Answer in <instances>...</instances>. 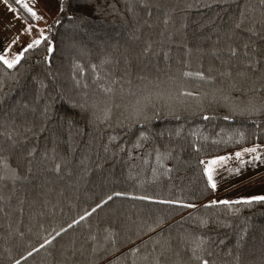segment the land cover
<instances>
[{
	"label": "trees",
	"instance_id": "obj_1",
	"mask_svg": "<svg viewBox=\"0 0 264 264\" xmlns=\"http://www.w3.org/2000/svg\"><path fill=\"white\" fill-rule=\"evenodd\" d=\"M58 4L0 61V264H264V201L204 166L264 145V3Z\"/></svg>",
	"mask_w": 264,
	"mask_h": 264
},
{
	"label": "rangeland",
	"instance_id": "obj_2",
	"mask_svg": "<svg viewBox=\"0 0 264 264\" xmlns=\"http://www.w3.org/2000/svg\"><path fill=\"white\" fill-rule=\"evenodd\" d=\"M61 0H39L36 2L35 12L42 17L36 24L31 25L6 1L0 0V55L5 56L9 61H12L17 56H21L23 50L28 44L35 40H40L46 34V29L52 21H54L59 12V4ZM18 37V39H17ZM15 41V42H14ZM250 149H256L254 152H249L250 156H257L258 152H264V145H254L249 147ZM262 150V151H261ZM218 157V156H216ZM207 158L205 163L209 160ZM220 157L217 158L219 160ZM226 158L222 161L224 166L219 172L223 171V176L218 175L216 183L218 185L224 184L229 178L235 176V167L230 165V162ZM214 160H216L214 158ZM207 171H211L212 179L215 169L212 165H206ZM262 181L249 184L241 188L239 191L225 195L218 199L222 200H236L247 199L251 196H245L250 194L257 186L262 185ZM260 195V194H259Z\"/></svg>",
	"mask_w": 264,
	"mask_h": 264
},
{
	"label": "crops",
	"instance_id": "obj_3",
	"mask_svg": "<svg viewBox=\"0 0 264 264\" xmlns=\"http://www.w3.org/2000/svg\"><path fill=\"white\" fill-rule=\"evenodd\" d=\"M245 149H250V148H245ZM245 149L218 156V157L229 158L228 160L230 162V165L232 164L236 168L234 171L236 173L235 176L229 178L224 184L221 185H218L216 183L217 181L216 178L218 177V175L223 176V171L219 172V170L224 167L221 163L225 159L217 160L218 157H212L211 158L212 160H209L207 163L204 162V166L206 170H207L206 165H212L215 168L213 169L215 170L213 180L216 183V187L214 188L216 190L215 198L220 199L225 195L239 191L244 186L255 183L257 181H262L263 184L257 186L250 194L245 195L251 197H248L247 199H236L230 201L248 200L252 197L264 196V152H258L257 156L256 155L250 156V153L248 151H245ZM236 153H241V155L237 157ZM214 158L216 160H214ZM213 161L216 162L213 163ZM237 169L239 171H237ZM208 177H209V173H208ZM222 201H227V200H222Z\"/></svg>",
	"mask_w": 264,
	"mask_h": 264
},
{
	"label": "snow or ice",
	"instance_id": "obj_4",
	"mask_svg": "<svg viewBox=\"0 0 264 264\" xmlns=\"http://www.w3.org/2000/svg\"><path fill=\"white\" fill-rule=\"evenodd\" d=\"M17 2L19 3L20 2V0H17ZM261 2L262 3H264V0H261ZM25 7H28L27 6V4H25ZM28 11L29 12H31V14L33 15V16H36V13L31 9V8H28ZM37 19H39L40 17H36ZM17 39H18V37H17ZM15 42V41H14ZM40 43V41L39 40H35V41H33L32 43H30V44H28L27 45V48L25 49V51H27V49H29V48H32L35 44H39ZM19 59H20V56H17L15 59H13L12 61H9L5 56H3V55H0V61H3V63L4 64H6L7 65V67H9V68H12L16 63H18L19 62ZM256 149H245V151H249V152H254ZM241 155V153H236V156L237 157H239ZM220 160H224V159H226L225 157H220L219 158ZM216 161H213V163H215ZM237 171H239L238 169H237ZM209 181H211V186L213 187V188H215L216 187V183H215V181L212 179V175H211V171H209ZM254 200H258V201H264V196H257V197H252V198H250V199H248V200H244L243 201V203H251L252 201H254ZM240 201H237V203H239ZM212 203H216V201H213ZM220 203H224V204H229V203H231L230 201H221ZM189 206H191V205H189Z\"/></svg>",
	"mask_w": 264,
	"mask_h": 264
}]
</instances>
